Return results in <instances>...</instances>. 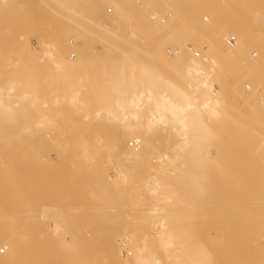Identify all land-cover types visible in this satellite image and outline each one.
Here are the masks:
<instances>
[{
	"label": "rangeland",
	"instance_id": "obj_1",
	"mask_svg": "<svg viewBox=\"0 0 264 264\" xmlns=\"http://www.w3.org/2000/svg\"><path fill=\"white\" fill-rule=\"evenodd\" d=\"M144 70L169 83L129 87L183 90L203 128L152 123V145L125 156L113 142L144 135L130 128L147 127L152 102L123 118L99 96L118 71ZM8 241L23 244L7 256ZM7 258L264 264V0H0Z\"/></svg>",
	"mask_w": 264,
	"mask_h": 264
},
{
	"label": "bare ground",
	"instance_id": "obj_2",
	"mask_svg": "<svg viewBox=\"0 0 264 264\" xmlns=\"http://www.w3.org/2000/svg\"><path fill=\"white\" fill-rule=\"evenodd\" d=\"M59 59L62 61L63 64L67 65L68 67H73V66L75 67V65H79V63L81 62L82 56H78V58L72 59L69 56L67 57V56L62 54L59 56ZM141 73H142L141 76H136V75H133L131 73H127L126 71H122V72L118 71L115 74V78H113L111 80V82L116 83L114 86L111 87L112 93L110 91V95H109V94H106L107 92L109 93V91H105L106 95L103 96V93H102L101 95L103 97L99 96L100 100H102V102L103 101L105 102V104H104L105 106L111 105L108 100H112V109L114 108V110L112 112L113 113L119 112L120 115L122 114L123 118L127 115V112H129L131 115H136L137 114L136 108H141V106L143 105V103H141L142 99H147L148 101L152 102L151 106L153 108L149 112V114H150L149 117L145 120L147 127L145 129L139 128V127L130 128L131 132L142 131V132H144V135L129 136V139H126L124 136L121 135L120 137L116 138L115 141L113 142L112 148L117 150V151L118 150L122 151L125 154V156L134 155L135 153L140 152L142 150H145L146 148H149L150 145H152L151 144V136H149L150 133L154 132V129L151 128L152 123H155V122L169 123L172 125L171 129L179 131V132H186V131L189 132L190 130L198 131V132L200 130V132H201V129L203 128L201 126H197V125L194 126L193 125L194 124L193 118L190 117V115L196 113L198 110L197 107H199V106L194 105L193 103H190L189 101H186L189 97L186 94H184L185 92L183 90H180L179 88H175V87H167V88H164V90L162 91V94L160 96H153V91L157 90L158 88L150 86L145 91H143V90L137 91L136 87H129V85L135 84L139 78H143V79L146 78L150 84H157L158 82H162V81L169 83V81H166L164 79L161 80V78H159V77H152L151 74L146 70L142 71ZM109 76H112V73H109ZM202 82L205 83V81H202ZM104 83H105V81H104ZM201 85H202V83H201ZM102 88H104V87H102ZM111 88H109V89L107 88V90H111ZM129 90H134V91H133V93H131ZM101 92L102 91H100V93ZM121 93H124V94L119 95ZM111 94H112V96H111ZM206 96L208 98L210 96V94L207 93ZM93 97H95V96H93ZM101 97H102V99H101ZM55 98H57V97H55ZM105 100H107L108 103H106ZM206 105L204 104L203 106L205 107ZM193 106L196 109L194 108L195 109L194 112L192 111L193 113L192 112L190 113V109ZM109 111H110V109H109ZM183 143H187V142L184 141ZM128 145H130L132 147L129 148ZM154 211H156V210H154ZM157 211H159V210H157ZM59 226L60 225L58 223L56 225H54V227H55L54 230L55 231L59 230L60 229ZM51 228H53V227H51ZM167 236H170V235H167ZM166 238H167L166 236H163V237H161V240H166ZM6 243H7V249H8L7 256L13 255L15 253V249H14V248H16L15 245L17 246V245L23 244L22 242L9 243V241ZM111 250H112V248L108 250L109 254L106 253L107 257L111 256L110 255V253L112 252ZM112 255H116V253H114ZM116 256H118V255H116ZM116 256H114V257H116ZM154 262L156 264L158 263L157 260H154ZM5 263L14 264V259L7 258V259H5Z\"/></svg>",
	"mask_w": 264,
	"mask_h": 264
},
{
	"label": "built area",
	"instance_id": "obj_3",
	"mask_svg": "<svg viewBox=\"0 0 264 264\" xmlns=\"http://www.w3.org/2000/svg\"><path fill=\"white\" fill-rule=\"evenodd\" d=\"M187 49L190 51V50H192V46L191 45H187ZM169 52H170V54L171 55H173V54H175L176 53V51H171V50H169ZM192 52V51H191ZM248 88V87H247Z\"/></svg>",
	"mask_w": 264,
	"mask_h": 264
}]
</instances>
